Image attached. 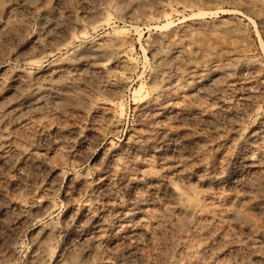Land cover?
Returning <instances> with one entry per match:
<instances>
[{"label": "rangeland", "instance_id": "obj_1", "mask_svg": "<svg viewBox=\"0 0 264 264\" xmlns=\"http://www.w3.org/2000/svg\"><path fill=\"white\" fill-rule=\"evenodd\" d=\"M263 126L264 0H0V264H264Z\"/></svg>", "mask_w": 264, "mask_h": 264}, {"label": "bare ground", "instance_id": "obj_2", "mask_svg": "<svg viewBox=\"0 0 264 264\" xmlns=\"http://www.w3.org/2000/svg\"><path fill=\"white\" fill-rule=\"evenodd\" d=\"M212 78V77H211ZM210 78V79H211ZM257 137H261V138H264V126H263V129L261 130V131H259L258 132V134H257ZM130 210L128 211V213H126V214H128V215H132L133 217H134V215L136 216V217H138V220L141 222V223H143V224H145L146 222H147V219H145V218H143V217H141L138 213V215L135 213V212H130ZM125 219H127V218H125ZM136 219V218H135ZM149 222L150 223H152L150 220H149ZM138 231V230H137ZM134 233V232H133ZM137 234V233H136ZM136 234H134V235H136ZM45 250L46 249H43V250H41L40 252H38L37 254H36V258H35V264H45ZM47 260V259H46ZM61 263V262H60ZM69 263V262H68ZM73 263V262H72ZM71 263V264H72ZM59 264V263H58ZM67 264V263H66ZM75 264V263H74Z\"/></svg>", "mask_w": 264, "mask_h": 264}]
</instances>
